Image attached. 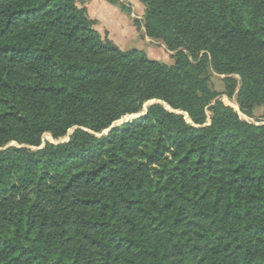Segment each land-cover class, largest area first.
I'll list each match as a JSON object with an SVG mask.
<instances>
[{
  "label": "trees",
  "instance_id": "1",
  "mask_svg": "<svg viewBox=\"0 0 264 264\" xmlns=\"http://www.w3.org/2000/svg\"><path fill=\"white\" fill-rule=\"evenodd\" d=\"M140 1L174 64L77 0H0V147L77 127L0 150V264H264V124L209 71L264 106V0Z\"/></svg>",
  "mask_w": 264,
  "mask_h": 264
},
{
  "label": "rangeland",
  "instance_id": "2",
  "mask_svg": "<svg viewBox=\"0 0 264 264\" xmlns=\"http://www.w3.org/2000/svg\"><path fill=\"white\" fill-rule=\"evenodd\" d=\"M78 5L87 7L88 16L93 21L94 27L100 32L101 36L118 45L122 50L138 49L146 53L150 58L158 59L168 64H174L176 55L179 49H170L162 38H155L149 36L146 32L145 6L140 0H116L110 2L108 0H77ZM203 56V52L200 57ZM190 59L193 61L192 57ZM210 77L212 87L221 93V96L232 104L240 114V117L248 122L256 124H264V106H257L252 115H248L241 111L237 102V94L240 88V76L238 74H220L210 66ZM227 76H232L238 81V86L233 97H228L224 92L226 84L224 79ZM155 100H149L144 104L143 109L138 113L126 114L120 119L116 120L112 126L120 125L126 121L132 120L137 116L146 113L147 108L154 103ZM77 127L71 128L68 133L61 137H53L51 133H44L41 138L39 146H30L27 144H20L17 141H10L0 150L6 149L10 146L29 147L32 150H39L45 146L47 142L61 143L70 140L71 135ZM110 128L102 132L95 133L102 136L109 132Z\"/></svg>",
  "mask_w": 264,
  "mask_h": 264
}]
</instances>
